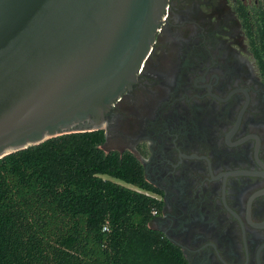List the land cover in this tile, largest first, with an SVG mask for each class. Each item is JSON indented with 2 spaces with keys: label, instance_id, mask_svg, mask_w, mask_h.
I'll list each match as a JSON object with an SVG mask.
<instances>
[{
  "label": "water",
  "instance_id": "1",
  "mask_svg": "<svg viewBox=\"0 0 264 264\" xmlns=\"http://www.w3.org/2000/svg\"><path fill=\"white\" fill-rule=\"evenodd\" d=\"M245 37L227 0H0V158L103 127L104 151L145 140L157 229L191 264H264V82L233 48L253 55Z\"/></svg>",
  "mask_w": 264,
  "mask_h": 264
},
{
  "label": "trees",
  "instance_id": "2",
  "mask_svg": "<svg viewBox=\"0 0 264 264\" xmlns=\"http://www.w3.org/2000/svg\"><path fill=\"white\" fill-rule=\"evenodd\" d=\"M245 24L264 79V11ZM102 142L68 133L0 158V264H183L148 226L157 201L138 162Z\"/></svg>",
  "mask_w": 264,
  "mask_h": 264
},
{
  "label": "flooded vegetation",
  "instance_id": "3",
  "mask_svg": "<svg viewBox=\"0 0 264 264\" xmlns=\"http://www.w3.org/2000/svg\"><path fill=\"white\" fill-rule=\"evenodd\" d=\"M227 2L232 8L234 14L239 20L244 31L246 32L245 45H250V40L247 35L245 23L248 22L252 24V18L257 16V14L260 11L262 10L264 11V0H227ZM164 14H165V19H169V12H165ZM165 23L166 21H162L160 23L159 31H163ZM153 42H157V35H155ZM233 48L236 49L239 53H241L247 59H255L254 55L249 54V49H247L240 42L233 41ZM260 77H261V81L264 82V79L262 78L261 75ZM100 130L103 133V142H104L105 127H103ZM108 151H116V150L109 149L105 152H108ZM116 152L118 153L126 152V153L131 154L134 157V159L139 164L142 177L147 185V189L144 190V192L157 201V208L154 210L152 218L148 222L149 228L157 232L161 238H163L167 243L172 245L178 251L183 264H191L190 254L186 251V249L180 243H174L169 232L157 229V216H166L165 197H164V191H162L156 185H154L153 183L149 182L148 180L144 178V168L141 165L140 161H141V157L144 159H147V157L150 154V151L146 145V141L145 140L138 141L132 146L125 147L121 151H116Z\"/></svg>",
  "mask_w": 264,
  "mask_h": 264
},
{
  "label": "rangeland",
  "instance_id": "4",
  "mask_svg": "<svg viewBox=\"0 0 264 264\" xmlns=\"http://www.w3.org/2000/svg\"><path fill=\"white\" fill-rule=\"evenodd\" d=\"M104 177V176H103ZM113 181H115V182H119V183H121V184H124V183H122V182H120V181H118V180H115V179H112ZM125 185V184H124ZM128 186V185H127Z\"/></svg>",
  "mask_w": 264,
  "mask_h": 264
}]
</instances>
